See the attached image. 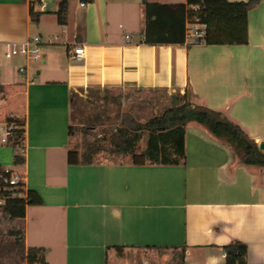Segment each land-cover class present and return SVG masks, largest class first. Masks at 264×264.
<instances>
[{
	"label": "crops",
	"instance_id": "crops-1",
	"mask_svg": "<svg viewBox=\"0 0 264 264\" xmlns=\"http://www.w3.org/2000/svg\"><path fill=\"white\" fill-rule=\"evenodd\" d=\"M68 3L60 25L58 0H41L39 22L29 0H0V49L49 34L40 66L0 56V165L42 198L23 219H8L24 228L26 248L44 247L48 264H124L158 252L168 263L165 253L183 248L184 264L194 248L203 255L189 264H226L223 246L240 240L248 264H264V168L238 162L203 125H187L184 164L68 163L72 96L92 91H165L171 99L189 89L194 103L264 142V0L249 11L248 43L214 45L144 42L145 18L131 0ZM59 32L63 41L54 42ZM79 44L85 57L75 61ZM10 115L24 133L10 132ZM16 149L23 164H14Z\"/></svg>",
	"mask_w": 264,
	"mask_h": 264
},
{
	"label": "trees",
	"instance_id": "trees-1",
	"mask_svg": "<svg viewBox=\"0 0 264 264\" xmlns=\"http://www.w3.org/2000/svg\"><path fill=\"white\" fill-rule=\"evenodd\" d=\"M260 0H186L185 3H161L143 0L145 27L143 41L148 44H182L186 41L187 22L204 26L205 44H246L248 43V14ZM41 0H29L30 17L39 22L44 13L40 9ZM68 0H58L54 11L60 25L67 23ZM171 106L161 114L145 122L137 121L126 114L123 121L112 133V151L117 156H129L135 165L159 164L180 165L186 161V128L190 122L203 125L218 141L232 149L238 162L264 168V151L244 128L230 120L222 111L194 103L189 89L184 94L171 97ZM15 127L14 134L24 133L23 124L8 119ZM72 135V124L68 128ZM145 139L144 147L140 142ZM96 150L91 148L79 153L76 149L68 151L69 164H93ZM25 162L22 149H16L14 164ZM13 171V170H12ZM5 167L0 165V210L9 219H23L28 205L41 204L42 198L33 189L25 190L24 182L9 185L3 182ZM14 236L11 247L18 246L21 257L27 264H48L44 247L25 246L24 228H13ZM9 247V248H11ZM226 252V264H248L247 245L240 240H233L223 246ZM184 252L177 251L180 264H184Z\"/></svg>",
	"mask_w": 264,
	"mask_h": 264
},
{
	"label": "rangeland",
	"instance_id": "rangeland-1",
	"mask_svg": "<svg viewBox=\"0 0 264 264\" xmlns=\"http://www.w3.org/2000/svg\"><path fill=\"white\" fill-rule=\"evenodd\" d=\"M132 12H136L140 17V12L145 18V11L142 6L143 0H131ZM161 3L182 2L186 0H148ZM36 26V25H35ZM43 32V31H42ZM39 36V31L32 32V38ZM57 36V37H56ZM59 36V37H58ZM54 42H62L61 33L52 34ZM42 41L49 40L47 31L43 32ZM14 58L24 59L23 56ZM42 59L28 60L32 66H40ZM27 62V60H26ZM171 105V99L167 97L165 91L153 92L149 90L130 91L124 93L122 90H105L92 91L90 93H74L71 103V124L72 135L70 137V149H76L79 153L91 148L96 150L94 154L95 162H121L131 161L129 156H117L112 151L111 137L115 128L120 125L126 114L134 117L137 121L145 122L155 115L161 114ZM146 137L141 140L140 147H144ZM0 210V264H24V259L21 257L19 247H11L14 241V236L11 235V221ZM11 247V248H9ZM160 257H156V253H142L136 256L138 260L130 258L124 264H180L179 257L174 251H168L165 256L170 257V262L166 263L163 258V253ZM203 255L202 251L194 248L189 257L186 259V264L194 263V259ZM173 259L178 260L173 263ZM175 262V261H174ZM110 264H114L110 261Z\"/></svg>",
	"mask_w": 264,
	"mask_h": 264
},
{
	"label": "built area",
	"instance_id": "built-area-1",
	"mask_svg": "<svg viewBox=\"0 0 264 264\" xmlns=\"http://www.w3.org/2000/svg\"><path fill=\"white\" fill-rule=\"evenodd\" d=\"M85 4V1L81 2V5ZM203 28L204 26L202 24L187 22L185 42L196 45L205 44L203 41ZM41 46V36H34L33 38L31 37L20 44L7 43L6 48L0 49V56L5 59H12L16 56H23L26 58L27 61L30 59L39 60L42 58ZM70 57L75 61H82L85 57V47L80 44L75 46L71 51ZM25 71L26 66L19 67V72L23 73ZM13 117V115H10V118ZM2 141H6V139H2ZM5 172L10 173V175L2 176L4 183L9 185H17L20 181H22L21 177L18 174L14 173L10 168H5Z\"/></svg>",
	"mask_w": 264,
	"mask_h": 264
},
{
	"label": "water",
	"instance_id": "water-1",
	"mask_svg": "<svg viewBox=\"0 0 264 264\" xmlns=\"http://www.w3.org/2000/svg\"><path fill=\"white\" fill-rule=\"evenodd\" d=\"M259 148H260L261 150L264 151V142H261V143L259 144Z\"/></svg>",
	"mask_w": 264,
	"mask_h": 264
}]
</instances>
